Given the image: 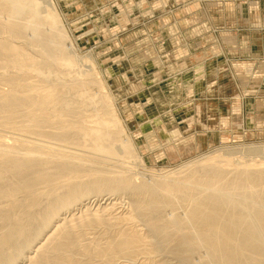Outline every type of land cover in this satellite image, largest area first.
<instances>
[{
	"label": "bare ground",
	"instance_id": "obj_1",
	"mask_svg": "<svg viewBox=\"0 0 264 264\" xmlns=\"http://www.w3.org/2000/svg\"><path fill=\"white\" fill-rule=\"evenodd\" d=\"M55 6L0 0V264H264V157L215 151L137 180L111 97ZM103 191H128V210L74 212Z\"/></svg>",
	"mask_w": 264,
	"mask_h": 264
},
{
	"label": "rangeland",
	"instance_id": "obj_2",
	"mask_svg": "<svg viewBox=\"0 0 264 264\" xmlns=\"http://www.w3.org/2000/svg\"><path fill=\"white\" fill-rule=\"evenodd\" d=\"M51 1L138 156L108 165L124 162L137 180H152L210 153L230 151L240 163L264 157V0ZM121 162L110 168L123 170ZM125 192L89 195L74 212L112 201L113 213H125Z\"/></svg>",
	"mask_w": 264,
	"mask_h": 264
}]
</instances>
